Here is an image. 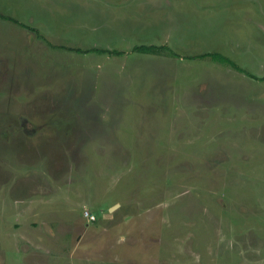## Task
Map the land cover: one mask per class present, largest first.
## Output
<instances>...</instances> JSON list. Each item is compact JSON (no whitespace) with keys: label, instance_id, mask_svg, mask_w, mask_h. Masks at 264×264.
<instances>
[{"label":"rangeland","instance_id":"obj_1","mask_svg":"<svg viewBox=\"0 0 264 264\" xmlns=\"http://www.w3.org/2000/svg\"><path fill=\"white\" fill-rule=\"evenodd\" d=\"M0 264H264V0H0Z\"/></svg>","mask_w":264,"mask_h":264},{"label":"trees","instance_id":"obj_2","mask_svg":"<svg viewBox=\"0 0 264 264\" xmlns=\"http://www.w3.org/2000/svg\"><path fill=\"white\" fill-rule=\"evenodd\" d=\"M159 48L156 47V46H138V47H135V50H138V51H141V52H159L158 50ZM101 51H104V50H101ZM105 51H108V50H105ZM108 52H111V51H108ZM114 54H119L118 51H113ZM206 56H209L211 57L213 60L215 61H218L220 63H228L230 65H234L236 68H237V65L234 64L230 59H228L227 57L221 55V54H217V53H211V54H204V55H201V57H206Z\"/></svg>","mask_w":264,"mask_h":264},{"label":"built area","instance_id":"obj_3","mask_svg":"<svg viewBox=\"0 0 264 264\" xmlns=\"http://www.w3.org/2000/svg\"><path fill=\"white\" fill-rule=\"evenodd\" d=\"M86 216L87 217H91L92 219H95V216L94 215H90L89 211L86 212Z\"/></svg>","mask_w":264,"mask_h":264}]
</instances>
